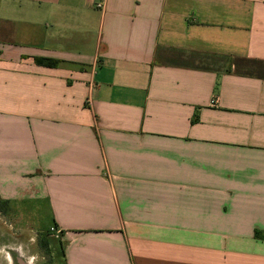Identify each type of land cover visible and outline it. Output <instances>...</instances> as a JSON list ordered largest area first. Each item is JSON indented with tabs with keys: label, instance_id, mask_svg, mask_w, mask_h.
Instances as JSON below:
<instances>
[{
	"label": "crops",
	"instance_id": "crops-1",
	"mask_svg": "<svg viewBox=\"0 0 264 264\" xmlns=\"http://www.w3.org/2000/svg\"><path fill=\"white\" fill-rule=\"evenodd\" d=\"M0 199L62 264H264V0H0Z\"/></svg>",
	"mask_w": 264,
	"mask_h": 264
},
{
	"label": "rangeland",
	"instance_id": "rangeland-1",
	"mask_svg": "<svg viewBox=\"0 0 264 264\" xmlns=\"http://www.w3.org/2000/svg\"><path fill=\"white\" fill-rule=\"evenodd\" d=\"M32 208L29 203L13 202L7 211L0 209V264H62L58 250L50 244L47 254L41 244L49 227L45 209L39 212V224L26 223ZM17 212L26 215L25 221H21Z\"/></svg>",
	"mask_w": 264,
	"mask_h": 264
},
{
	"label": "trees",
	"instance_id": "trees-1",
	"mask_svg": "<svg viewBox=\"0 0 264 264\" xmlns=\"http://www.w3.org/2000/svg\"><path fill=\"white\" fill-rule=\"evenodd\" d=\"M37 62L39 64H42V65H47V66H51V67H56L59 63V61L57 60H47V59H44V60H37ZM195 121V120H193ZM0 203H1V210L3 211H7L8 210V207H9V203L5 200H2L0 199ZM41 244L42 246L44 247V249L46 250L47 254H50V240L46 237V239H42L41 241Z\"/></svg>",
	"mask_w": 264,
	"mask_h": 264
},
{
	"label": "built area",
	"instance_id": "built-area-1",
	"mask_svg": "<svg viewBox=\"0 0 264 264\" xmlns=\"http://www.w3.org/2000/svg\"><path fill=\"white\" fill-rule=\"evenodd\" d=\"M98 6H99V7H102L101 4H99ZM51 232H52L54 235H56V236H60L62 231H61L60 229H58L57 227H53V228H51Z\"/></svg>",
	"mask_w": 264,
	"mask_h": 264
}]
</instances>
